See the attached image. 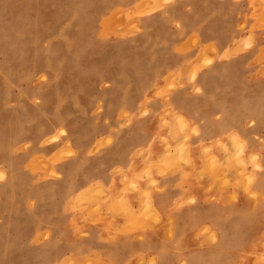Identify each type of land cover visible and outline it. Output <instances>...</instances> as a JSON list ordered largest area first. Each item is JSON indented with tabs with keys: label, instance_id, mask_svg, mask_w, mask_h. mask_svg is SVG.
I'll list each match as a JSON object with an SVG mask.
<instances>
[{
	"label": "rangeland",
	"instance_id": "obj_1",
	"mask_svg": "<svg viewBox=\"0 0 264 264\" xmlns=\"http://www.w3.org/2000/svg\"><path fill=\"white\" fill-rule=\"evenodd\" d=\"M261 3L264 0L249 1L257 8ZM127 4L107 0H0V237L11 227L15 232L26 230L19 217L12 219L13 223L9 220L10 194L20 198L26 195L29 209L35 210L38 200L55 198L60 183L70 190L66 193L69 215L84 207L72 190L76 184L91 182L88 178L80 180L88 156L110 143L117 127L128 125L137 115L147 113V104L162 99L164 105L172 104L173 110L170 123L163 125L169 137L163 147L166 152L176 153L175 160L182 157L186 146L190 153L217 154L194 161L190 173L194 180L208 176L210 191L218 186L240 190L246 202L254 200L252 206L246 203L236 208L232 206L234 195L210 200L209 222L190 226L193 240L186 247L173 248L179 253L174 264H264V204L260 203L264 199V139L250 145L225 138L196 149L191 143L174 142L196 130L189 127L184 131L171 93L190 84L193 92L202 91L200 71L214 69L213 57L205 55L211 49H202L197 42L191 63L166 68L156 80L131 78L144 77V72L152 69V58L146 63L144 56L153 57L156 52L154 48L147 52L118 43L142 38L140 20L147 1L131 0ZM252 11L242 17L238 38L222 56L252 55L246 72L262 79L264 10ZM151 35L147 33L146 38L151 39ZM229 66L220 64L214 70L218 87L226 89L232 84ZM235 66L237 72H243V64ZM138 104L142 110L132 111ZM10 188L13 191H8ZM141 213L147 215L148 211ZM77 220L71 217L70 228ZM54 230L53 224L43 229L39 225L32 230L34 239L0 238L1 263L7 259L3 248L7 253L10 246L16 247L20 260L19 247H40L46 242L51 247L53 241L48 235ZM201 233L206 235L204 239Z\"/></svg>",
	"mask_w": 264,
	"mask_h": 264
},
{
	"label": "crops",
	"instance_id": "obj_2",
	"mask_svg": "<svg viewBox=\"0 0 264 264\" xmlns=\"http://www.w3.org/2000/svg\"><path fill=\"white\" fill-rule=\"evenodd\" d=\"M107 1L129 4L131 0ZM145 1L147 5L140 20L142 38L118 43L121 47L144 48L147 52L154 48L156 55L144 56L146 63L152 58L154 64L144 72V77L131 78L156 80L166 68L191 63L197 42L200 48L211 49L205 55L213 57L214 69L203 68L199 73L201 92H193L190 84L171 93L175 115L180 116L184 131L189 127L196 130L187 137L180 135L174 142L191 143L195 149L225 138L234 144L260 143L264 139V78L257 79L246 72L245 65L251 63L252 55L226 59L222 54L238 38L242 17L252 10H264V3L257 8L250 6V0ZM147 33L152 34L151 39L146 38ZM220 64H230L228 74L233 80L226 89L218 87L215 81L218 76L214 70ZM240 64L244 65L242 73L235 66ZM142 108L133 105L132 111L140 112ZM146 108L147 113L117 127L112 141L88 156L84 163L86 172L80 180L88 178L91 182L76 184L72 190L76 193L74 198L84 205L80 210L69 215L66 193L70 190L60 183L56 185L55 198L38 200L35 210L29 209L26 195L20 198L10 194L9 220L19 217L26 230L15 232L11 227L0 238L34 239L32 230L39 225L43 229L53 224L55 230L48 235L53 241L51 247L49 242L40 247H19L23 259L16 257V247L10 246L7 253L5 248L1 249L7 256L4 264H17L18 260V264H150V260L154 264H174L179 253L173 248L186 247L193 240L190 226L209 222L210 200L230 199L234 195L235 208L254 204L252 198L246 202L240 190L218 186L210 191L208 176L195 181L190 174L194 161H205L217 154L190 153L186 146L182 157L175 160L176 153L163 148L169 138L163 125L172 119V104L167 106L162 99H155ZM161 159L165 162H160ZM260 203L264 204V199ZM17 207L20 212L16 211ZM142 208L148 211L147 215L139 214ZM136 211H140L138 215ZM71 217L78 220L70 228ZM205 237L201 233L200 238ZM41 238L45 237L41 235Z\"/></svg>",
	"mask_w": 264,
	"mask_h": 264
},
{
	"label": "bare ground",
	"instance_id": "obj_3",
	"mask_svg": "<svg viewBox=\"0 0 264 264\" xmlns=\"http://www.w3.org/2000/svg\"><path fill=\"white\" fill-rule=\"evenodd\" d=\"M180 143H181V142H180ZM176 151H177V150H176ZM177 152H179V148H178V151H177ZM143 206H144V204H143ZM143 206H140V207H143ZM150 206H151V205H150ZM144 207H145V206H144ZM139 209H140V208H139ZM137 210H138V209H137ZM141 210L143 211L144 208H142ZM137 212L139 213L140 211H136V213H137ZM134 213H135V212H134ZM138 213H137V215H138ZM139 214H140V213H139ZM92 263H93V262H92ZM92 263H91V264H92ZM98 264H99V263H98Z\"/></svg>",
	"mask_w": 264,
	"mask_h": 264
}]
</instances>
